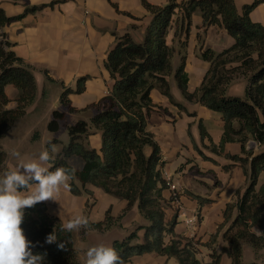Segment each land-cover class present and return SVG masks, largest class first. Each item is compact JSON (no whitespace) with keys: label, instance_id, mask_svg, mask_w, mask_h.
<instances>
[{"label":"trees","instance_id":"obj_1","mask_svg":"<svg viewBox=\"0 0 264 264\" xmlns=\"http://www.w3.org/2000/svg\"><path fill=\"white\" fill-rule=\"evenodd\" d=\"M142 3L153 19L142 43H136L130 34L117 38L106 62L114 80L110 93L80 111L71 107L67 97L72 93H83L87 78L79 80L76 90L66 89L62 93V101L69 112L93 109L96 114L90 123L79 121L68 128L70 141L50 162V170L64 167L70 174L75 170L74 179L69 183L74 196H93L87 188L91 185L126 201L122 215L114 218L109 211L103 222H90L91 230L110 231L134 206L138 207L147 224L112 245L122 264L147 254L177 259L178 264H203L197 258L198 251L193 243L176 234L177 220L166 221L168 201L163 194L171 189V185L163 175L166 163L161 148L148 130V116L156 108L151 93L158 88L174 102L168 81L174 76L186 100L222 113L225 125L220 148L223 150L228 143H241L243 152L249 157L228 155L235 162L250 165L249 172H246L249 186L244 193L238 192L236 202L227 205L224 222L212 240L215 243L222 233V240L226 243L222 254L228 255L231 264H245L244 244L251 246L256 253L264 252V234H256L257 229L264 233V182L260 185V177L264 175V26L250 18V13L264 0H256L242 11L236 6V0H188L164 7L151 5L146 0ZM198 11L202 13V29L206 31L211 26H218L234 38L235 45L222 52L209 49L201 53V58L210 63V69L200 87L191 93L185 58L174 71V49L168 45L167 37L173 25L176 35L183 31L189 36L193 16ZM13 20L0 7V141L37 98L34 69L26 66L5 41L4 28ZM239 75L248 77L245 97L228 96V86ZM7 86L19 91L18 106L13 110L7 109L11 102L6 93ZM179 107L184 109L181 105ZM64 119L65 113L54 112L49 130L58 132ZM91 129L102 135L100 152L86 146L85 139ZM201 129L203 132L202 125ZM250 140L258 144L260 151L257 154L254 150H246ZM52 143L60 142L54 140ZM72 159H79L82 168L73 166ZM6 161L7 153L0 148V175L5 171ZM178 197L173 194L170 201ZM62 225L60 219L49 213L47 205L40 202L24 210L21 227L34 245L32 251L44 254L43 264H83L73 232L62 230ZM53 230L57 240L49 244L46 237ZM141 231L144 232L142 238ZM61 243L63 249L58 247ZM222 254L212 255L214 264H220Z\"/></svg>","mask_w":264,"mask_h":264},{"label":"crops","instance_id":"obj_2","mask_svg":"<svg viewBox=\"0 0 264 264\" xmlns=\"http://www.w3.org/2000/svg\"><path fill=\"white\" fill-rule=\"evenodd\" d=\"M146 1L164 7L188 0ZM254 1L236 0V6L242 11ZM0 7L8 17L14 19L4 28L5 41L26 66L34 69L37 85L35 102L0 141V146L7 153L5 167L8 170L18 163L11 155L14 150L19 151L27 161L38 157L50 142L58 140L59 154L70 141L68 128L79 121L91 122L96 111L69 112L62 101V93L66 89L76 90L79 80L87 78L83 93H72L67 97L71 107L78 111L87 109L108 95L114 80L106 62L117 44V38L130 34L136 43H142L153 16L142 0H0ZM32 8L39 9L29 11ZM250 18L264 26V3L250 13ZM202 26V13L198 11L193 16L189 36L183 31L176 35L177 30L173 25L167 37L168 45L174 49V71L185 58L188 90L191 93L200 87L210 69V63L201 58V53L209 49L222 52L235 45L234 38L226 30L211 26L205 31ZM184 43L186 46H183ZM168 81L174 102L158 88L152 91L151 98L156 108L148 116V130L161 148L166 163L163 175L171 185V189L163 194L168 201L166 221L177 220L176 234L193 243L202 256L197 258L204 263L212 260L214 253L222 254L226 246L222 233L215 243L212 240L218 233L219 225L224 222L227 205L236 202L238 192L244 193L249 186L246 172H249L250 165L235 162L228 155L249 157L243 152L241 143H228L223 150L220 148L225 125L222 113L186 100L174 76ZM248 86L247 78L237 77L229 85L227 95L244 98ZM6 93L11 100L7 109H16L19 91L7 86ZM55 111L65 113V119L56 133L49 130ZM85 143L88 148L100 152L101 133L91 129ZM246 150H254L256 154L260 151L254 140L248 142ZM45 166L51 167L50 164ZM76 168L81 169L82 163ZM263 182L264 175L260 177V185ZM87 188L93 192V196H74L68 186L61 187L57 201L44 203L49 213L63 224L78 214L87 216L92 223L103 222L109 211L114 218L122 215L126 201L91 185ZM173 188L179 195L176 201H170ZM194 218L198 220V225L192 236L184 221ZM146 224L138 207L134 206L110 231L82 229L73 232L80 260L86 264L85 253L90 246L103 244L112 247L116 240L126 238ZM143 233H139L141 238ZM244 256L243 250L245 262ZM253 258L259 264H264V252H255ZM128 264H178V260L147 254ZM220 264H231L226 253L222 254Z\"/></svg>","mask_w":264,"mask_h":264},{"label":"clouds","instance_id":"obj_3","mask_svg":"<svg viewBox=\"0 0 264 264\" xmlns=\"http://www.w3.org/2000/svg\"><path fill=\"white\" fill-rule=\"evenodd\" d=\"M59 152L58 145L40 151L38 157L25 161L19 151L11 155L17 165L0 175V264H43L44 254L34 253V245L27 239L21 224L24 210L37 203L57 201L61 187L67 188L74 179L75 170L69 173L64 167L50 170L49 165ZM91 230L89 218L78 214L62 225V230L79 232ZM256 234H261L256 230ZM55 230L46 237V242H56ZM61 249L64 244L58 245ZM86 264H122L115 248L103 244L90 246L86 250Z\"/></svg>","mask_w":264,"mask_h":264},{"label":"rangeland","instance_id":"obj_4","mask_svg":"<svg viewBox=\"0 0 264 264\" xmlns=\"http://www.w3.org/2000/svg\"><path fill=\"white\" fill-rule=\"evenodd\" d=\"M244 75H239L238 77H243ZM245 78L248 79V77L244 76ZM234 81V80H233ZM232 83V82H231ZM229 87V86H228ZM56 112V111H55ZM52 119V118H51ZM68 145V144H67ZM0 148L2 149V147L0 146ZM3 150V149H2ZM4 151V150H3ZM81 161L79 159H72L71 160V164L75 167H78L80 165ZM6 170V167H5ZM2 175V174H1ZM244 259H245V264H251L256 262V260L253 258V256L255 255V251L252 249L251 246H249L248 244H244Z\"/></svg>","mask_w":264,"mask_h":264},{"label":"built area","instance_id":"obj_5","mask_svg":"<svg viewBox=\"0 0 264 264\" xmlns=\"http://www.w3.org/2000/svg\"><path fill=\"white\" fill-rule=\"evenodd\" d=\"M166 180H167V178H166ZM173 191H174V195H176L175 188H173ZM176 199L177 198H175L173 201H176ZM184 223L187 225V227H189V229L191 231V235L193 236V232L196 230V226L198 225V220L194 218L193 220H186V221H184ZM197 256L199 258L202 257L200 253L199 254L197 253ZM203 264H214V263H213V260H208V261L204 262Z\"/></svg>","mask_w":264,"mask_h":264}]
</instances>
